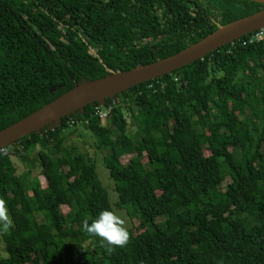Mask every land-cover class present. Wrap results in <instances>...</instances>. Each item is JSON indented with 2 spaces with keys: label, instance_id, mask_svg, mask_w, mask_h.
I'll use <instances>...</instances> for the list:
<instances>
[{
  "label": "trees",
  "instance_id": "16d2710c",
  "mask_svg": "<svg viewBox=\"0 0 264 264\" xmlns=\"http://www.w3.org/2000/svg\"><path fill=\"white\" fill-rule=\"evenodd\" d=\"M261 8L251 0H0V130L80 81L167 57ZM250 36L105 99L103 125L94 102L16 140L19 174L10 146L0 149V198L13 222L0 233V264H264V39ZM77 124L108 151L115 206L137 221L111 252L82 230L114 209L94 158L64 142ZM122 149L133 151L127 171Z\"/></svg>",
  "mask_w": 264,
  "mask_h": 264
},
{
  "label": "water",
  "instance_id": "95a60500",
  "mask_svg": "<svg viewBox=\"0 0 264 264\" xmlns=\"http://www.w3.org/2000/svg\"><path fill=\"white\" fill-rule=\"evenodd\" d=\"M264 4V0H251ZM264 26V7L252 14L240 17L217 28L167 57L156 59L147 64L137 65L128 70L113 71L90 80L76 83L71 89L55 99L45 103L33 112L0 130V149L11 145L16 140L32 132L58 122L61 118L81 110L88 104L113 98L120 92L164 74L182 68L202 59L208 53L217 50L225 44L250 34ZM42 175L45 176L44 170Z\"/></svg>",
  "mask_w": 264,
  "mask_h": 264
},
{
  "label": "rangeland",
  "instance_id": "374dc122",
  "mask_svg": "<svg viewBox=\"0 0 264 264\" xmlns=\"http://www.w3.org/2000/svg\"><path fill=\"white\" fill-rule=\"evenodd\" d=\"M99 105H101L99 103ZM237 118H240L239 114H236ZM57 122L52 123L50 125L47 126V128H53L56 125ZM104 123L101 122V125H103ZM129 129H132L131 126H127ZM66 137H65V144H75L79 150L81 151H85L87 152L89 155H91L95 162H96V172L98 175V178L101 182V184L104 186V188L107 191L108 197H109V202L112 205L115 213L120 216L122 219L125 220V226L126 228H131L134 230L135 225L137 224V221L134 218H130L128 216V214L126 213L125 210L122 209H118L115 206V202L117 201L118 197H117V193L115 192L114 189V183L112 181V179L109 177V172L108 169L106 168V166L104 165V156L108 154V151L104 150H97L95 148L94 145V138L93 136L90 134V132L83 128L80 124L76 125V130L71 132V133H67V131L65 132ZM10 149H9V155L11 157L12 163L15 166L16 169V174L21 173L25 167L24 165L19 161V159L17 158V156L14 154L12 148L14 147V145H9ZM133 151H129L128 149H122L119 152V156H120V160L123 163L124 167H126L124 170L127 171L128 167V160L131 156V153ZM204 153L206 155L209 154V151L207 150V148H204ZM34 155V154H33ZM32 155V157H33ZM138 156L140 157L141 161L144 163L146 162L147 158L144 155V153H140L138 154ZM33 173L35 175H37L41 186L45 187L47 185V181L44 178V176L42 175V170L39 166H35ZM225 183V181H224ZM24 189L26 190L27 194H30L31 191L29 189H27V187L25 186ZM62 210L64 211V213L68 210V208L65 205H62ZM135 232V230H134Z\"/></svg>",
  "mask_w": 264,
  "mask_h": 264
},
{
  "label": "clouds",
  "instance_id": "9594fccd",
  "mask_svg": "<svg viewBox=\"0 0 264 264\" xmlns=\"http://www.w3.org/2000/svg\"><path fill=\"white\" fill-rule=\"evenodd\" d=\"M90 219L91 222L88 219L82 222V230L89 236L98 237L105 242L109 246V252L128 243L130 234L125 226V220L114 211L104 209ZM12 226L7 202L0 198V233H8Z\"/></svg>",
  "mask_w": 264,
  "mask_h": 264
},
{
  "label": "built area",
  "instance_id": "2783aa9c",
  "mask_svg": "<svg viewBox=\"0 0 264 264\" xmlns=\"http://www.w3.org/2000/svg\"><path fill=\"white\" fill-rule=\"evenodd\" d=\"M262 39H264V26L258 30H255L254 32H251V36L249 40L252 41V40H262ZM110 109H111V105H107V106L97 105L95 107V113L99 116L101 122L103 123L105 122ZM68 123L72 125L74 123V120L70 119Z\"/></svg>",
  "mask_w": 264,
  "mask_h": 264
},
{
  "label": "flooded vegetation",
  "instance_id": "af4514ba",
  "mask_svg": "<svg viewBox=\"0 0 264 264\" xmlns=\"http://www.w3.org/2000/svg\"><path fill=\"white\" fill-rule=\"evenodd\" d=\"M263 5V7H264V4H262Z\"/></svg>",
  "mask_w": 264,
  "mask_h": 264
}]
</instances>
